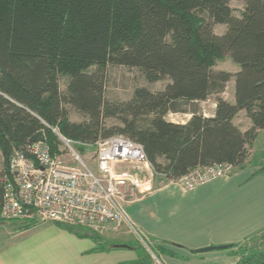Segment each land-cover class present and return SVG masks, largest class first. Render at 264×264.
I'll list each match as a JSON object with an SVG mask.
<instances>
[{"label": "trees", "instance_id": "trees-1", "mask_svg": "<svg viewBox=\"0 0 264 264\" xmlns=\"http://www.w3.org/2000/svg\"><path fill=\"white\" fill-rule=\"evenodd\" d=\"M242 1L236 13L230 0H0V208L10 158L15 151L30 157L27 146L39 130L52 156L65 151L56 131L77 141L80 153L111 135L134 140L153 167L155 185L197 166L244 167L264 129V0ZM225 54L236 71L213 70ZM109 64L168 82L108 99ZM230 78L232 98L217 96L211 115L199 113L196 103L220 93ZM70 110L83 118L70 119ZM240 111L250 123L245 129L234 122ZM169 112L190 116L173 122L165 118ZM13 221L28 228L39 220ZM54 223L79 236L101 235ZM263 235L230 244L236 264L264 260Z\"/></svg>", "mask_w": 264, "mask_h": 264}, {"label": "crops", "instance_id": "crops-1", "mask_svg": "<svg viewBox=\"0 0 264 264\" xmlns=\"http://www.w3.org/2000/svg\"><path fill=\"white\" fill-rule=\"evenodd\" d=\"M262 152L260 161L250 153L244 167L193 190L159 183L152 193L125 203L130 221L150 240L155 256L125 228L95 240L51 226L59 236L0 253V264H236L235 247L198 249L237 243L264 230Z\"/></svg>", "mask_w": 264, "mask_h": 264}, {"label": "built area", "instance_id": "built-area-1", "mask_svg": "<svg viewBox=\"0 0 264 264\" xmlns=\"http://www.w3.org/2000/svg\"><path fill=\"white\" fill-rule=\"evenodd\" d=\"M56 133L65 149L62 154L52 156L43 141L28 144L30 157L21 151L12 154L3 178L0 217L79 225L98 234L123 225L149 248L152 243L124 208V202L155 190L154 170L142 145L119 134L101 138L89 162L75 147L77 141ZM233 170L226 162L197 166L170 182L189 191Z\"/></svg>", "mask_w": 264, "mask_h": 264}, {"label": "rangeland", "instance_id": "rangeland-1", "mask_svg": "<svg viewBox=\"0 0 264 264\" xmlns=\"http://www.w3.org/2000/svg\"><path fill=\"white\" fill-rule=\"evenodd\" d=\"M230 5L234 9L236 13L242 8L243 1L242 0H230ZM222 25H216L215 31L220 32L222 30ZM238 68V65L232 61L228 54H225L223 57L217 59L215 64L213 65V70H226L229 72H234ZM61 86L63 87L64 77L60 79ZM166 82H168L167 78H162L155 82H149L142 74V72L137 69L136 67H127L124 65L118 64H109L106 70V82H105V95L106 98L112 100H124L130 97L132 90L135 86L145 85L151 89H159L161 88ZM233 93V79L230 78L223 88V90L216 94H210L205 100L198 101L196 103L198 112L206 115L212 114V111L215 106V98L217 96H221L225 99H231ZM190 116L189 113L183 112H169L165 118L173 121V122H180L183 123L188 119ZM70 119L72 120H80L83 118V115L79 112L70 110L69 114ZM234 122L238 124L242 129H245L249 126V120L245 116L244 111H240L234 117ZM258 131V135L254 140L252 147L249 149V156L254 155V159L256 161H260L261 156L263 155L262 150L264 149V131ZM254 149V150H253ZM93 148L89 147L84 153H81L84 158H86L89 162V158L91 153L93 152ZM252 151V152H251ZM254 153V154H253ZM65 159H68V155H64ZM1 162V159H0ZM92 165V164H91ZM94 168V165H92ZM130 201V200H129ZM128 202V201H127ZM127 202H124L127 203ZM23 223L21 221H13V220H0V253L3 252H14L17 245L21 244V246L25 247L31 243H43L42 239L36 238H53L59 236L55 232V230L50 229V227H57L59 229H63L71 235H77L72 231L66 230L62 226H58L52 222H37L34 225L23 228ZM127 228L125 226H116L108 229L109 231H119L120 229ZM256 238L261 239L262 237L260 234ZM104 236V234H101ZM264 236V235H263ZM129 236L125 235L122 238H127ZM134 237V236H133ZM135 239V237H134ZM136 240V239H135ZM137 241V240H136ZM251 242V241H249ZM137 243L142 246L147 253H151L153 256L156 254L154 253V249L152 245L148 248L137 241ZM51 247V246H50ZM47 251L50 252L49 246L46 247Z\"/></svg>", "mask_w": 264, "mask_h": 264}, {"label": "water", "instance_id": "water-1", "mask_svg": "<svg viewBox=\"0 0 264 264\" xmlns=\"http://www.w3.org/2000/svg\"><path fill=\"white\" fill-rule=\"evenodd\" d=\"M31 141H44V133L42 130H39L35 132L31 137ZM125 244H115V246H121ZM230 244H221V245H210L206 247L199 248L198 251H207V250H218V249H224V248H229ZM258 264H264V260L259 262Z\"/></svg>", "mask_w": 264, "mask_h": 264}]
</instances>
